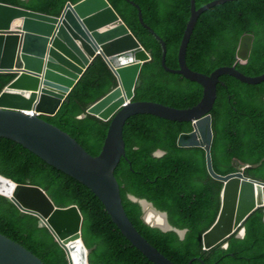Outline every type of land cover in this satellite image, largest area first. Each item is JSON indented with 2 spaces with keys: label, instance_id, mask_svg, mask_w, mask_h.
I'll list each match as a JSON object with an SVG mask.
<instances>
[{
  "label": "trees",
  "instance_id": "16d2710c",
  "mask_svg": "<svg viewBox=\"0 0 264 264\" xmlns=\"http://www.w3.org/2000/svg\"><path fill=\"white\" fill-rule=\"evenodd\" d=\"M83 0H0V3L60 18L69 2ZM127 26L151 55L142 68L134 102H151L188 110L197 106L204 89L183 75L166 71L161 42L140 22L139 10L127 0H109ZM145 24L167 46L166 64L179 68L178 54L191 17V0H131ZM215 0H196L197 8ZM253 36L249 60L237 58L241 38ZM193 71L211 75L220 67L236 68L257 77L264 74V0H234L204 12L197 21L187 49ZM17 79L0 74V96ZM119 87L118 78L103 58H98L78 83L56 117L43 119L77 140L93 157L103 152L111 122L87 115L98 102ZM87 117L83 119V116ZM215 172L226 176L242 172L264 182V82L249 85L223 75L211 112ZM193 133L190 123H173L139 115L126 123V158L116 171L126 213L137 230L175 264H264V208L216 247L204 251L203 235L216 222L224 183L207 170L202 148L181 149L180 136ZM157 152L164 156L156 157ZM0 174L18 184L43 188L57 206L78 205L85 221L84 241L91 264H154L136 249L118 228L102 201L74 177L58 171L18 143L0 138ZM129 195L151 202L168 214L170 224L187 230L184 239L163 232L143 220V209ZM0 233L22 244L46 264H70L66 250L35 215L22 216L10 198L0 194ZM227 248H225V246Z\"/></svg>",
  "mask_w": 264,
  "mask_h": 264
},
{
  "label": "water",
  "instance_id": "95a60500",
  "mask_svg": "<svg viewBox=\"0 0 264 264\" xmlns=\"http://www.w3.org/2000/svg\"><path fill=\"white\" fill-rule=\"evenodd\" d=\"M127 1L139 10L141 24L161 42L162 64L166 71L183 75L203 87L201 102L188 110L134 102L142 68L151 60V55L109 0L69 2L60 18L0 3V74L17 76L0 96V138L20 144L58 171L89 187L127 240L151 262L175 264L137 230L126 213L121 185L116 177L117 169L126 158V123L133 117L146 115L193 125V133L180 136L178 147L204 149L209 174L224 183L218 218L203 235L204 251H208L237 231L238 237H243L245 221L256 210L264 208V182L239 172L223 176L213 168L211 112L220 77L229 75L245 84L256 85L264 82V74L251 77L231 66L220 67L208 76L193 71L187 64V49L198 18L207 10L234 0H215L201 8H197L196 0H191V17L179 49L178 69L167 66L165 42L145 24L140 7ZM252 42L250 34L241 38L237 58L242 63L249 60ZM100 57L117 76L119 87L87 113L111 122L103 152L99 157H93L77 140L47 123L43 117L59 114L78 83ZM156 155L164 154L158 152ZM0 194L13 200L23 217L28 214L39 217L41 225L47 226L66 250L70 264H91L90 255L95 248L89 249L84 241L85 217L79 206L61 208L43 188L18 184L1 174ZM129 198L142 206L145 223L163 232L175 231L181 239L185 238L187 230L173 227L167 213L157 210L147 200L132 195ZM146 204L165 217L164 226L147 220ZM0 264L46 263L22 244L0 233Z\"/></svg>",
  "mask_w": 264,
  "mask_h": 264
},
{
  "label": "bare ground",
  "instance_id": "6f19581e",
  "mask_svg": "<svg viewBox=\"0 0 264 264\" xmlns=\"http://www.w3.org/2000/svg\"><path fill=\"white\" fill-rule=\"evenodd\" d=\"M145 214L147 216V220L150 223L164 226L165 225V217L159 213H157L150 205H145Z\"/></svg>",
  "mask_w": 264,
  "mask_h": 264
},
{
  "label": "clouds",
  "instance_id": "9594fccd",
  "mask_svg": "<svg viewBox=\"0 0 264 264\" xmlns=\"http://www.w3.org/2000/svg\"><path fill=\"white\" fill-rule=\"evenodd\" d=\"M186 30V29H185ZM240 61V60H239ZM28 115H31V114H28ZM34 117L36 116V114L34 113V115H33ZM158 153V152H157ZM156 153V154H157ZM163 153V152H162ZM164 154V153H163ZM156 157H157V155H155ZM164 156V155H163ZM162 157V156H161ZM160 158V157H159ZM239 173H242V172H239ZM130 196V195H129ZM133 196V195H132ZM141 200V199H140ZM138 203V202H137ZM149 203H151V202H149ZM78 206V205H77ZM142 207V206H141ZM155 207V206H154ZM80 208V207H79ZM143 209V208H142ZM143 213H144V211H143ZM144 215V214H143ZM84 227V226H83ZM238 234H239V231H238ZM238 236V235H237ZM244 237V236H243ZM243 237H239V238H243ZM84 238V237H83Z\"/></svg>",
  "mask_w": 264,
  "mask_h": 264
}]
</instances>
